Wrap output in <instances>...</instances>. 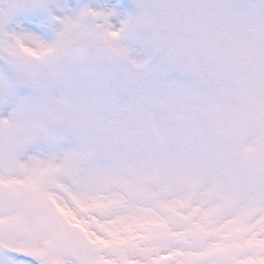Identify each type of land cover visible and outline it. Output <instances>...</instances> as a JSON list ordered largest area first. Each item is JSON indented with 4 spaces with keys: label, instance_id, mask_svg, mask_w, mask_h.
Segmentation results:
<instances>
[{
    "label": "snow or ice",
    "instance_id": "obj_1",
    "mask_svg": "<svg viewBox=\"0 0 264 264\" xmlns=\"http://www.w3.org/2000/svg\"><path fill=\"white\" fill-rule=\"evenodd\" d=\"M47 3L0 0V58L25 80L23 69L64 55L9 27ZM143 7L150 22L130 36L151 45L144 58L112 43L127 21L115 28L110 12L56 17L87 12L123 82L53 98L59 134L35 121L20 131L23 107L0 120L14 130L0 164V264H264V0ZM73 136L67 150L25 151Z\"/></svg>",
    "mask_w": 264,
    "mask_h": 264
},
{
    "label": "clouds",
    "instance_id": "obj_2",
    "mask_svg": "<svg viewBox=\"0 0 264 264\" xmlns=\"http://www.w3.org/2000/svg\"><path fill=\"white\" fill-rule=\"evenodd\" d=\"M147 2L148 0H137L140 14L126 20L127 27L122 32L120 41L112 43L130 45L131 30L148 26L149 17L143 7ZM107 42L106 33L97 29L93 19L85 12L75 16L72 24H63L62 30L50 44L57 51L63 52V56L57 58L54 54L46 63L25 68L23 71L29 73L30 81L39 86L67 82L69 87L62 93L64 95H70L77 87L97 86L105 82H110V86L115 87L123 82L121 76L125 66L117 57L105 51ZM55 97L58 96H46L35 104L22 105L25 111L19 117V130L30 131L28 124L35 121L43 128L52 130L54 134H59L62 130L48 113V105ZM13 132V129L0 124V164L7 165L9 162Z\"/></svg>",
    "mask_w": 264,
    "mask_h": 264
},
{
    "label": "rangeland",
    "instance_id": "obj_3",
    "mask_svg": "<svg viewBox=\"0 0 264 264\" xmlns=\"http://www.w3.org/2000/svg\"><path fill=\"white\" fill-rule=\"evenodd\" d=\"M42 7L41 11L29 12L28 14H33L31 17L25 15L24 11L19 13L9 27L17 33L28 34L39 41L51 44L63 28V23L56 17L74 15L86 8H92L110 12L109 20L118 29L123 26L124 21L138 16L141 11L137 0H65L54 8ZM130 46L134 50L133 55L138 58L150 54L151 45L142 35L132 38ZM158 62L159 58H154L152 64L156 65ZM167 78L169 81L183 79L182 74L178 72L169 73ZM0 84L5 85L0 88V120H11L22 105L35 104L46 96H60L69 87L67 82L39 86L35 82L25 80L17 67L4 58H0ZM76 142L74 136L64 139L37 137L26 145L25 151L29 155H35L56 149L67 150Z\"/></svg>",
    "mask_w": 264,
    "mask_h": 264
}]
</instances>
